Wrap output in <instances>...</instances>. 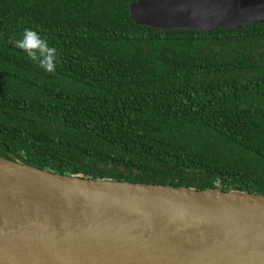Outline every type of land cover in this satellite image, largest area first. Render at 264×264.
<instances>
[{
	"label": "trees",
	"instance_id": "1",
	"mask_svg": "<svg viewBox=\"0 0 264 264\" xmlns=\"http://www.w3.org/2000/svg\"><path fill=\"white\" fill-rule=\"evenodd\" d=\"M135 0H0V158L55 174L264 195V21L161 31ZM31 29L55 70L14 46Z\"/></svg>",
	"mask_w": 264,
	"mask_h": 264
},
{
	"label": "water",
	"instance_id": "2",
	"mask_svg": "<svg viewBox=\"0 0 264 264\" xmlns=\"http://www.w3.org/2000/svg\"><path fill=\"white\" fill-rule=\"evenodd\" d=\"M130 19L209 33L264 0H135ZM0 264H264V195L94 180L0 158Z\"/></svg>",
	"mask_w": 264,
	"mask_h": 264
},
{
	"label": "clouds",
	"instance_id": "3",
	"mask_svg": "<svg viewBox=\"0 0 264 264\" xmlns=\"http://www.w3.org/2000/svg\"><path fill=\"white\" fill-rule=\"evenodd\" d=\"M25 39L20 41H13L15 47L22 49L27 53V55L36 60V51L35 49H39L42 55L50 56V59H46L41 66L45 68V71L52 72L55 70V49L49 48L44 41H42L37 32L31 29L24 30Z\"/></svg>",
	"mask_w": 264,
	"mask_h": 264
}]
</instances>
